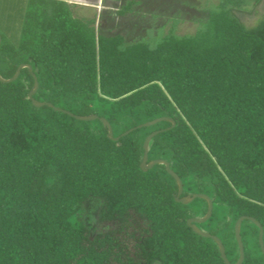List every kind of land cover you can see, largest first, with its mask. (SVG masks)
Segmentation results:
<instances>
[{"label":"trees","instance_id":"trees-1","mask_svg":"<svg viewBox=\"0 0 264 264\" xmlns=\"http://www.w3.org/2000/svg\"><path fill=\"white\" fill-rule=\"evenodd\" d=\"M260 0H256L259 3ZM139 0L117 11L132 13ZM248 0H220L194 34L108 35L64 0H27L20 39L0 34V264H225L239 259L235 224L264 231V15L247 27ZM171 118L134 129L158 118ZM170 128V129H169ZM134 129L127 135L123 134ZM94 206L89 212L88 205ZM242 264H264L259 228L241 225ZM264 241V235H263Z\"/></svg>","mask_w":264,"mask_h":264},{"label":"rangeland","instance_id":"rangeland-1","mask_svg":"<svg viewBox=\"0 0 264 264\" xmlns=\"http://www.w3.org/2000/svg\"><path fill=\"white\" fill-rule=\"evenodd\" d=\"M27 0H0V34L11 42H18L22 28ZM128 0H102L100 9L80 7L75 10L77 17H97L96 26L104 33L127 32L128 41L149 40L158 34L165 35L175 28L177 35H191L196 32L200 22L204 20L211 7L220 0H139L135 10L126 17L117 11ZM249 4L235 15L247 27L256 25L264 15V0H248ZM89 212L94 206L88 205ZM199 219V218H197Z\"/></svg>","mask_w":264,"mask_h":264},{"label":"water","instance_id":"water-1","mask_svg":"<svg viewBox=\"0 0 264 264\" xmlns=\"http://www.w3.org/2000/svg\"><path fill=\"white\" fill-rule=\"evenodd\" d=\"M1 40H2V38L0 36V44H1ZM25 67H28L30 69V71L32 73V76L34 78V81H35L34 89L29 93V98L32 100V103L35 106H37V107H42V106L52 107V108L56 109L57 111H62L64 113H67L70 116L74 117L75 119L81 120V121H93V120L100 119L101 122L104 124V126L108 129L109 138L112 139V140L113 139L119 140V138H114L112 127H111L110 123L105 118H99L97 115H91V116H77V115H73L70 112H67L65 110H61L59 108L54 107L51 103H41V102H38L37 100L33 99V95L37 92V90L39 88V83H38L37 77L35 76V74L32 71L31 66H29V65H25V64L20 65L19 68L17 69V72L15 73V75L9 80H4L0 76V81L6 82V83L15 81L19 77L21 70L23 68H25ZM163 121L170 122L172 124L171 128L174 127L175 124H176L173 119L167 118V117H163V118H158V119H155L153 121L147 122L145 124L139 125L136 128H134V129H141L143 127L153 126V125H155L157 123H160V122H163ZM134 129H130L129 131L125 132L123 134V136L129 134ZM159 132H161V131H155V132L151 133L145 139V142H144V145H143L144 156H143V160L141 162V169L144 170V171H147L150 168L154 167L155 165H158V164L165 165L167 172L175 179V181L177 183V186H178V192H177V195H176V198H175L176 202H179V203H182V204H189L192 201H194L195 199L201 198V199L205 200L208 203V209H207V212H206L205 216H203L202 218H199V219L191 218V219H189L187 221V224L196 234H198V235H200V236H202L204 238H210V239L214 240L216 242V244L218 245V248H219V251H220V255H221V258L224 261V263L225 264H231L228 261V259H227L226 252H225V247H224V244L221 241V239L218 238L215 235H212L210 233H206V232L202 231L197 226V224H199V223L206 222L213 214V203H212L210 197H208L205 194H191V195L183 196V183H182L180 177L171 170V168L169 166V163L167 161H165V160H162V159L153 160V161H150V162L148 161V147H149V143H150L151 139L153 137H155ZM245 219L250 220L251 222H253L259 228V244H260L261 251H262V253L264 255V241H263L264 231H263L262 225L257 220H255L254 218L242 216V217H240L237 220V222L235 224V229H234L235 237H236V240H237V243H238V247H239V259H238V261L235 264H242L243 260H244V245H243L242 236H241V225H242L243 220H245Z\"/></svg>","mask_w":264,"mask_h":264},{"label":"crops","instance_id":"crops-1","mask_svg":"<svg viewBox=\"0 0 264 264\" xmlns=\"http://www.w3.org/2000/svg\"><path fill=\"white\" fill-rule=\"evenodd\" d=\"M64 1H66L67 3H69L73 6L75 17H77L75 14V10H77L80 7H93L95 9H100V7L102 5L101 4L102 0H64ZM78 18H84V17H78ZM95 18H97V17L95 16Z\"/></svg>","mask_w":264,"mask_h":264}]
</instances>
